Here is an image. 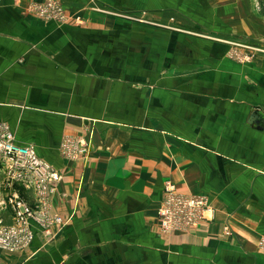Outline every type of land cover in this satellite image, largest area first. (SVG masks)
Masks as SVG:
<instances>
[{
  "label": "crops",
  "instance_id": "crops-1",
  "mask_svg": "<svg viewBox=\"0 0 264 264\" xmlns=\"http://www.w3.org/2000/svg\"><path fill=\"white\" fill-rule=\"evenodd\" d=\"M44 1L0 0V120L62 173L69 222L0 264H264V0ZM167 181L213 211L162 233Z\"/></svg>",
  "mask_w": 264,
  "mask_h": 264
},
{
  "label": "built area",
  "instance_id": "built-area-1",
  "mask_svg": "<svg viewBox=\"0 0 264 264\" xmlns=\"http://www.w3.org/2000/svg\"><path fill=\"white\" fill-rule=\"evenodd\" d=\"M29 9L46 20L67 19L59 0L33 3ZM88 147L84 136L66 135L60 152L64 158L75 159L84 155ZM61 179L59 169L42 158L34 145L18 143L11 126L0 120V210H9L13 219L7 223L0 217V251L20 252L33 243L38 229L50 239L56 235L55 228L69 222V218L51 211L52 197ZM20 188L33 191L35 203L25 199ZM212 211L206 195L180 193L172 181H167L158 209L160 231L168 234L189 230ZM260 246L264 249V239Z\"/></svg>",
  "mask_w": 264,
  "mask_h": 264
},
{
  "label": "rangeland",
  "instance_id": "rangeland-1",
  "mask_svg": "<svg viewBox=\"0 0 264 264\" xmlns=\"http://www.w3.org/2000/svg\"><path fill=\"white\" fill-rule=\"evenodd\" d=\"M22 193H23L24 198L27 199L28 194L24 193V191H22ZM26 194H27V196H26ZM0 217H3L5 219V222H7V223L13 222V219L11 217V212L9 210H6V211L0 210Z\"/></svg>",
  "mask_w": 264,
  "mask_h": 264
}]
</instances>
